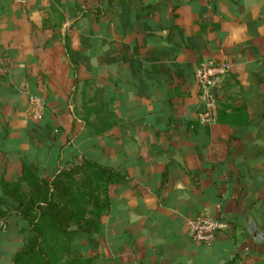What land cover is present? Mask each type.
Returning a JSON list of instances; mask_svg holds the SVG:
<instances>
[{
	"label": "crops",
	"instance_id": "1",
	"mask_svg": "<svg viewBox=\"0 0 264 264\" xmlns=\"http://www.w3.org/2000/svg\"><path fill=\"white\" fill-rule=\"evenodd\" d=\"M223 59L200 125L194 73ZM82 160L123 177L99 232L75 237L89 264H264L247 231H264V0H0V171ZM201 215L229 224L208 246L189 236Z\"/></svg>",
	"mask_w": 264,
	"mask_h": 264
},
{
	"label": "trees",
	"instance_id": "2",
	"mask_svg": "<svg viewBox=\"0 0 264 264\" xmlns=\"http://www.w3.org/2000/svg\"><path fill=\"white\" fill-rule=\"evenodd\" d=\"M122 179L111 168L82 160L58 167L50 179L39 178L23 164L15 180H0L3 198L28 232L12 264H89L75 254V237L99 232L100 219L109 210L108 187ZM49 243L53 248H47Z\"/></svg>",
	"mask_w": 264,
	"mask_h": 264
},
{
	"label": "built area",
	"instance_id": "3",
	"mask_svg": "<svg viewBox=\"0 0 264 264\" xmlns=\"http://www.w3.org/2000/svg\"><path fill=\"white\" fill-rule=\"evenodd\" d=\"M233 62L229 59L209 60L200 63L194 73L198 95L202 101L197 120L200 125H210L217 118V95L229 78ZM43 104L37 98H30L24 111L25 118L40 120ZM229 229V224L220 217L201 215L189 224V236L198 245L208 246L215 242L220 233Z\"/></svg>",
	"mask_w": 264,
	"mask_h": 264
},
{
	"label": "rangeland",
	"instance_id": "4",
	"mask_svg": "<svg viewBox=\"0 0 264 264\" xmlns=\"http://www.w3.org/2000/svg\"><path fill=\"white\" fill-rule=\"evenodd\" d=\"M17 177L18 176L9 178L8 176H6V172L3 173L0 171V180L13 181ZM0 198H2L1 200L3 204V209L1 208L0 210V264H10V258L13 255L15 256V254L20 251L22 246L20 239L21 236L16 232V230H18L19 228L23 230L27 226L24 222H22L20 225H17L18 221L16 220V218L18 217L16 211L12 206L7 207L3 203L1 187ZM7 233L8 235L4 237V235ZM47 248H53V244L49 243Z\"/></svg>",
	"mask_w": 264,
	"mask_h": 264
},
{
	"label": "water",
	"instance_id": "5",
	"mask_svg": "<svg viewBox=\"0 0 264 264\" xmlns=\"http://www.w3.org/2000/svg\"><path fill=\"white\" fill-rule=\"evenodd\" d=\"M132 216H130V219ZM247 231L251 238L254 240L256 243H261L264 242V231L259 230L255 225H250L247 227Z\"/></svg>",
	"mask_w": 264,
	"mask_h": 264
},
{
	"label": "clouds",
	"instance_id": "6",
	"mask_svg": "<svg viewBox=\"0 0 264 264\" xmlns=\"http://www.w3.org/2000/svg\"><path fill=\"white\" fill-rule=\"evenodd\" d=\"M234 38H236V37H234Z\"/></svg>",
	"mask_w": 264,
	"mask_h": 264
}]
</instances>
